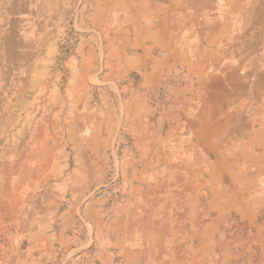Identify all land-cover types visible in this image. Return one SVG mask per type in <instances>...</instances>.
I'll list each match as a JSON object with an SVG mask.
<instances>
[{
	"label": "crops",
	"instance_id": "crops-1",
	"mask_svg": "<svg viewBox=\"0 0 264 264\" xmlns=\"http://www.w3.org/2000/svg\"><path fill=\"white\" fill-rule=\"evenodd\" d=\"M37 2L0 0V264H264V0H90L103 13L90 54L115 25L106 75L127 99L105 185L121 199L92 201L46 131L59 41ZM178 68L188 82L160 110L149 93Z\"/></svg>",
	"mask_w": 264,
	"mask_h": 264
},
{
	"label": "rangeland",
	"instance_id": "rangeland-1",
	"mask_svg": "<svg viewBox=\"0 0 264 264\" xmlns=\"http://www.w3.org/2000/svg\"><path fill=\"white\" fill-rule=\"evenodd\" d=\"M38 7H41V10L42 7L47 9H45L46 13L41 11L40 18L45 14L49 21H57V29L53 27V30L59 44L53 45V52L47 57L50 61L47 64L49 67L46 73L48 83L52 80L56 83V90L51 93L53 105L55 102L56 107L47 108L46 112L48 115L53 114L59 117L55 123L46 124V131L61 133L62 138L57 139V142L60 143L63 151L64 174L70 177L73 173L74 178L79 182L87 179L95 182L94 190L90 191V201L102 197L105 192L120 197L122 192L120 187L105 186L116 177L113 153L118 147L114 139L115 134L119 133L118 103L127 100L123 98L126 94L120 96L117 84L109 85L110 76L106 75L108 55L111 51L117 54L114 50L117 46V41L114 40L117 29H114L115 25H110L108 31L112 35L113 44L108 51L101 48L98 59L94 60L90 54V41L100 35L102 28L99 22H103V13L99 11L94 13L90 0H45V5L41 2V4L38 3ZM107 16L108 14L106 19L109 18ZM57 47L60 52L56 50ZM59 53L63 56L61 57ZM72 54H77V59L74 57L69 59ZM155 89L149 93L148 99L151 100ZM104 91L107 100L111 103L108 107L102 102ZM47 93L49 95V92ZM121 115H124V107ZM108 131L109 135H107ZM55 141L53 136L48 143L52 145ZM104 150L112 155L104 154ZM261 190L256 188L254 192L260 195ZM255 215H260V219L256 221V227L264 228V204L255 205ZM225 223L229 225L231 221L226 220ZM237 226L244 225L238 223ZM258 239L264 244V237H258ZM244 253H247L246 257H243L246 260L254 256L247 250ZM258 259H261L260 256ZM257 262L247 260L244 264H257Z\"/></svg>",
	"mask_w": 264,
	"mask_h": 264
},
{
	"label": "built area",
	"instance_id": "built-area-1",
	"mask_svg": "<svg viewBox=\"0 0 264 264\" xmlns=\"http://www.w3.org/2000/svg\"><path fill=\"white\" fill-rule=\"evenodd\" d=\"M186 68H178L166 75L162 84L151 96V103L158 109H165L176 101L177 93L187 84Z\"/></svg>",
	"mask_w": 264,
	"mask_h": 264
},
{
	"label": "bare ground",
	"instance_id": "bare-ground-1",
	"mask_svg": "<svg viewBox=\"0 0 264 264\" xmlns=\"http://www.w3.org/2000/svg\"><path fill=\"white\" fill-rule=\"evenodd\" d=\"M156 90V89H155Z\"/></svg>",
	"mask_w": 264,
	"mask_h": 264
}]
</instances>
